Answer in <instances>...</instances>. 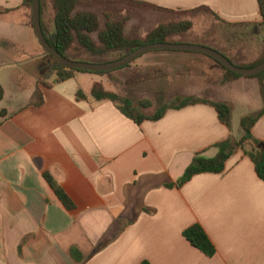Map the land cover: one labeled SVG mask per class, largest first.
Wrapping results in <instances>:
<instances>
[{
	"label": "crops",
	"instance_id": "1",
	"mask_svg": "<svg viewBox=\"0 0 264 264\" xmlns=\"http://www.w3.org/2000/svg\"><path fill=\"white\" fill-rule=\"evenodd\" d=\"M24 1L0 0V264H77L73 248L84 256L80 264H264V180L242 149L223 173L199 174L176 186L197 156L216 157L217 145L234 136L213 106L170 109L159 121L137 125L116 103L92 96L94 84L102 83L132 99L115 85L124 82L121 73L127 70L138 73L139 88L151 87L156 78L161 81L154 87L183 85L182 76L194 75L201 89L173 100L195 96L228 102L234 110L235 102L218 91L246 81L227 80L223 67L207 55L161 50L111 76L76 72L57 82L56 62L39 42ZM131 1L155 7L147 8L157 19L150 31L173 21L192 22L171 44L215 49L239 67L264 59L259 0ZM41 22L53 39V0H41ZM218 26L240 28L237 41L219 47L205 31ZM195 28L204 38L191 37ZM256 30L263 34L260 42L253 38ZM186 65L193 71L181 72ZM145 100L153 102L139 97ZM262 108L261 97L258 112ZM252 133L264 142V115ZM46 174L73 199L74 211L64 206ZM194 225L214 244V257L184 237Z\"/></svg>",
	"mask_w": 264,
	"mask_h": 264
},
{
	"label": "trees",
	"instance_id": "2",
	"mask_svg": "<svg viewBox=\"0 0 264 264\" xmlns=\"http://www.w3.org/2000/svg\"><path fill=\"white\" fill-rule=\"evenodd\" d=\"M103 3H123L145 8H155L151 5L131 0H53L55 11V36L57 37V42L54 43L52 36L47 37V41L61 55L70 60L88 61L91 63H109L123 59L143 46L156 43H169L171 38L183 35L193 28V24L190 21H173L158 25L144 37L129 38L125 34L126 23L131 18L128 15L121 20L107 21L105 28L100 30L99 17L95 12L77 11L80 6L88 7ZM32 4L33 0L24 1V5L29 9H32ZM259 8L263 18L262 24L264 26V0H259ZM2 14L3 12L0 11V15ZM93 33H98L99 44L93 40L91 36ZM76 44L96 59L85 60L72 57L71 53ZM116 53H120L121 56L113 61L103 59L110 54ZM263 61L264 59L247 66V68L255 67ZM223 69L226 71L227 80L230 78H240L239 75L226 70V68L223 67ZM55 70L58 77L57 82H64L72 78L76 72L92 73L88 71L70 70L64 67H57ZM111 73L112 72H99L93 74L104 76L110 75ZM254 78L259 80L263 101L262 110L255 115L245 116L241 119L240 136L238 138L234 136L230 137L228 140L218 144L217 148L219 152L216 157L208 159L203 156H197L192 165L186 170L183 178L176 184L178 188H181L196 175L203 173H223L226 169L227 161L237 149H242L244 151L245 156L254 163L258 176L264 180V142L256 139L252 133L256 123L264 115V73ZM3 95L4 92L0 85V99L3 98ZM92 96L96 101L109 100L116 103L121 113L134 121L137 125H141L145 121H159L170 109H181L197 104H207L216 109L223 124L229 129L233 127V106L225 101L211 102L195 96L187 98L177 97L175 100L160 107L155 114L150 115L147 112L153 107L151 101L145 100L135 104L130 98L121 97L114 92L106 90L102 83L94 84ZM79 97H84V94L79 92ZM35 104L39 106L43 104V94L41 91H38L35 96ZM45 178L64 206L69 211H74L76 209V204L66 193L64 188L50 174H46ZM184 237L208 257L215 256L216 248L200 225H194L186 229L184 231ZM71 255L77 264H80L84 260L83 254L77 248L71 250Z\"/></svg>",
	"mask_w": 264,
	"mask_h": 264
},
{
	"label": "rangeland",
	"instance_id": "3",
	"mask_svg": "<svg viewBox=\"0 0 264 264\" xmlns=\"http://www.w3.org/2000/svg\"><path fill=\"white\" fill-rule=\"evenodd\" d=\"M85 8H92L95 10L96 14L99 17V23H100V30H103L106 26L107 21H116L121 20L125 16L131 17L130 20L126 23V29L125 34L129 38H141V34H147L150 30L149 28L151 26H154L157 19L151 18L152 13L148 11L145 7H139L134 6L130 4H109V3H103L95 6H80L78 11L86 10ZM240 28H228V27H212L205 31L208 32V35L218 41L216 44L220 46H226V45H232L234 42H236V34H239L238 31H240ZM185 34V33H184ZM215 34L213 37L212 35ZM190 35L192 38H204V36L199 28H195L194 32H190ZM207 35V34H206ZM93 40L99 44L98 41V33L91 34ZM146 36V35H145ZM254 40L257 42H260L261 39H263V34L258 31H255ZM223 43H220L222 42ZM242 41V40H240ZM209 48V47H208ZM72 57H76L79 59H85V60H94L96 59L94 56L90 55L86 51H84L78 44H76L72 50L71 53ZM121 56L120 53L116 54H110L103 59L106 60H115L116 58H119ZM226 56V55H225ZM227 57V56H226ZM88 62V61H86ZM135 63V61L133 62ZM218 63V62H217ZM131 64L127 67L129 68ZM184 70H180L181 72L188 73L189 71H193L192 68H189L188 65L184 66ZM183 68V69H184ZM179 71V72H180ZM165 72V70L163 71ZM180 72V73H181ZM153 72H148V74H151ZM138 73L131 72L129 70L122 72V78L123 81L121 85H115L117 86L118 90H121L124 94H127L131 96V98L134 100L135 104L139 103V97L141 96H150L152 99L153 107L148 110V114L153 115L155 114L160 107H162L164 104H167L171 101H173V97L175 94H194L197 92V90L201 89V86L198 82V78L193 75L192 80H188L187 76H182V79L179 81L183 85H172V86H166V87H154L156 83L161 81L159 78H156L155 80H152L151 87H148L146 85L139 88V78L137 76ZM158 74L156 73V76L158 77ZM167 74V73H165ZM155 75V74H154ZM111 76V74H110ZM151 76V75H150ZM243 81H246V83L240 85V86H234L231 88H221L219 89L220 95L217 94V96L221 98H225L228 100H233L235 102L234 105V112H233V134L235 138L239 137V133L241 131V119L245 116L249 115H255L259 108L261 107V92L260 87L258 83V79L254 77H242ZM215 81V80H214ZM150 82V83H151ZM148 83V84H150ZM214 86L217 87V80L215 82ZM162 89H165L167 92L161 91ZM179 92V93H178ZM241 93H247L245 98H243Z\"/></svg>",
	"mask_w": 264,
	"mask_h": 264
},
{
	"label": "water",
	"instance_id": "4",
	"mask_svg": "<svg viewBox=\"0 0 264 264\" xmlns=\"http://www.w3.org/2000/svg\"><path fill=\"white\" fill-rule=\"evenodd\" d=\"M32 18L35 28V32L39 42L41 43L43 49L46 53L51 56L55 62L56 67H64L70 70L77 71H88L92 73L99 72H113L132 64L134 61L139 59L141 56L161 50H171V51H183V52H195L207 55L217 61L221 66L226 68V70L231 71L242 77H256L264 73V61L255 67H239L235 65L228 57H226L221 52L199 45H189V44H171V43H156L151 45L143 46L134 52L130 53L123 59L109 62V63H91L86 61H75L70 60L63 55H61L52 45L47 41L45 32L42 27L41 22V0H33L32 4ZM54 43L57 42V37H53Z\"/></svg>",
	"mask_w": 264,
	"mask_h": 264
}]
</instances>
